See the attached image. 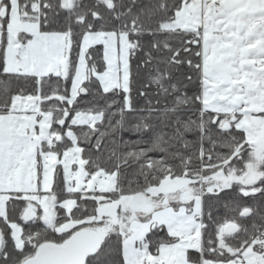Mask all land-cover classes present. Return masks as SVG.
<instances>
[{"label": "snow or ice", "instance_id": "snow-or-ice-1", "mask_svg": "<svg viewBox=\"0 0 264 264\" xmlns=\"http://www.w3.org/2000/svg\"><path fill=\"white\" fill-rule=\"evenodd\" d=\"M0 264H264V0H0Z\"/></svg>", "mask_w": 264, "mask_h": 264}]
</instances>
